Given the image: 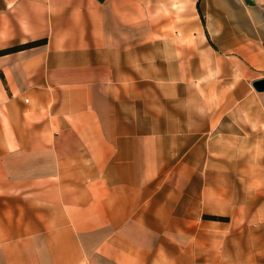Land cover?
<instances>
[{"label": "crops", "instance_id": "obj_1", "mask_svg": "<svg viewBox=\"0 0 264 264\" xmlns=\"http://www.w3.org/2000/svg\"><path fill=\"white\" fill-rule=\"evenodd\" d=\"M40 39L0 54V264H264V0H0Z\"/></svg>", "mask_w": 264, "mask_h": 264}, {"label": "trees", "instance_id": "obj_2", "mask_svg": "<svg viewBox=\"0 0 264 264\" xmlns=\"http://www.w3.org/2000/svg\"><path fill=\"white\" fill-rule=\"evenodd\" d=\"M46 41H47L46 39H40V40L31 41V42H28V43H25V44L16 45V46H13V47H9V48L0 50V54L14 52V51H17V50H20V49H25V48L33 47V46H36V45H39V44H44V43H46ZM208 217L211 218V219H215V220L227 219V218H224V217H221V216H208Z\"/></svg>", "mask_w": 264, "mask_h": 264}, {"label": "water", "instance_id": "obj_3", "mask_svg": "<svg viewBox=\"0 0 264 264\" xmlns=\"http://www.w3.org/2000/svg\"><path fill=\"white\" fill-rule=\"evenodd\" d=\"M253 86L254 88L259 91V92H262L264 91V78H261V79H258V80H255L253 82Z\"/></svg>", "mask_w": 264, "mask_h": 264}]
</instances>
